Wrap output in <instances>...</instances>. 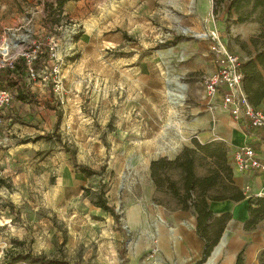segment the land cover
Returning a JSON list of instances; mask_svg holds the SVG:
<instances>
[{
  "label": "rangeland",
  "instance_id": "374dc122",
  "mask_svg": "<svg viewBox=\"0 0 264 264\" xmlns=\"http://www.w3.org/2000/svg\"><path fill=\"white\" fill-rule=\"evenodd\" d=\"M54 2L0 0V49L6 45L16 60L38 45L42 66L26 82L32 98L0 109V264L28 263H12L16 257L134 262L150 236V215L181 208L179 198L155 187L152 161H171L193 141L219 145L224 157L218 160L195 152L194 175L217 172L207 198L244 192L235 152L229 155L219 139L197 142L190 126L192 111L207 101L200 81L210 76V33L243 63L264 50L258 37L264 24L257 12L248 14L249 7L241 10L249 15L241 23L235 15L224 22L218 11L215 19L211 0L204 13L196 0H80L67 2L61 14L44 11ZM241 29L246 37L236 35ZM5 60L0 56V66ZM81 168L94 174L86 177ZM161 176L181 195L179 170ZM98 198L116 218L94 205ZM251 208L264 213V202ZM263 213L249 225L225 220L224 245L236 233L249 236L247 242L264 239ZM257 262L264 264V248Z\"/></svg>",
  "mask_w": 264,
  "mask_h": 264
},
{
  "label": "trees",
  "instance_id": "16d2710c",
  "mask_svg": "<svg viewBox=\"0 0 264 264\" xmlns=\"http://www.w3.org/2000/svg\"><path fill=\"white\" fill-rule=\"evenodd\" d=\"M80 0H55L53 4L45 6L44 11L57 12L61 14L63 6L67 2H76ZM54 5V9H52ZM245 7H249V13L257 12L259 19L264 24V0H212V15L217 19V11L219 15L223 16V21L227 22L230 20L232 15L236 16L235 22L241 23L248 19L249 15H240V12ZM263 40L264 45V32L259 36ZM46 52L44 53V55ZM30 68L34 73L42 69L41 66V54L36 55L35 58L30 60ZM13 68L9 69L7 67H0V90L5 89L10 92L11 101H17L22 103H27L28 98H32L29 94L26 85V73L27 67L26 62L22 58H17L13 62ZM240 70L242 73L241 78V89L245 94L248 103L255 107L259 106L264 102V50L258 51L254 56L243 63H240ZM42 104L50 110H54L50 104L43 100ZM192 148H184L179 155H177L173 160H157L152 161L149 166L150 176L156 188L165 187V189L173 196L179 198L180 209L189 210L191 209L195 217V230L196 233L203 239L204 248L202 251L201 261L209 256L210 251L216 245L217 240L220 236V230L222 224L227 220L226 215H222L218 218H214L212 213L208 209V203L219 202V201H232L238 202L244 199L243 193L236 191L233 195L229 197H214L207 198L206 193L211 190L216 185L217 172L212 171L211 174L197 178L193 172V158L196 151H203L208 158L218 160L223 158L224 154L219 149V145L212 146V144L199 145L194 142ZM169 168L177 169L180 171L181 175V195L178 192V188L175 187L174 183L168 179L161 176V173L169 170ZM80 172L89 177L93 175V171L88 168H81ZM249 201L247 205L248 220L245 225L254 223L257 215L263 213L259 208H251L253 205H260L264 202V198H246ZM253 201V203L251 202ZM94 205L104 212L110 213L111 216L116 218L113 210L106 206L104 200L98 198ZM264 215V213H263ZM216 221V227L218 230L211 232L212 221ZM28 259L27 264H69L66 262L54 261V260H43L40 258H27V257H16L12 258V263L22 262ZM78 264V263H74ZM234 264H242L240 258V253L237 254Z\"/></svg>",
  "mask_w": 264,
  "mask_h": 264
},
{
  "label": "crops",
  "instance_id": "0c3cea01",
  "mask_svg": "<svg viewBox=\"0 0 264 264\" xmlns=\"http://www.w3.org/2000/svg\"><path fill=\"white\" fill-rule=\"evenodd\" d=\"M209 2V1H208ZM207 0H196V7L201 12L207 11ZM254 32L255 26L250 25ZM249 32L240 30L236 33L241 38ZM232 53V52H230ZM209 62L207 73L214 72L213 54L207 51ZM225 90L220 88V93ZM264 113V102L259 106ZM202 110V112H199ZM194 117L190 126V136L199 143H206L212 139H219L228 145L229 155L243 146L253 148L260 158H264V130L252 129L241 123L234 122L224 108L220 106V98L216 96L208 100L192 111ZM244 179L245 186L257 188L264 185L262 174L252 171L237 172ZM208 209L213 218L226 215L229 222H238L241 225L248 220L247 203L242 200L232 202L228 200L209 202ZM150 236L134 256V262L127 264H198L202 258L204 248L203 239L196 233L195 217L191 209L169 207V210L161 208L155 214L150 215ZM225 236V234H222ZM221 237V236H220ZM231 245H224L220 251V264H234L237 254L240 253L242 264H258V257L264 248L262 242H247L249 236L240 233L230 234ZM225 239V237H224ZM224 242V240H223ZM156 248L153 251V248ZM216 263V261H215Z\"/></svg>",
  "mask_w": 264,
  "mask_h": 264
},
{
  "label": "built area",
  "instance_id": "2783aa9c",
  "mask_svg": "<svg viewBox=\"0 0 264 264\" xmlns=\"http://www.w3.org/2000/svg\"><path fill=\"white\" fill-rule=\"evenodd\" d=\"M212 46L210 47L213 54L214 72L208 76L203 77L200 81V85L203 89L204 95L208 100H213L216 96L220 98V106L224 108L229 117L234 122H239L252 129L264 130V113L253 106H251L241 89L242 73L240 70V61L234 53L227 52L226 49L220 45L217 41V37L210 33ZM56 44L49 46V56L54 55V49ZM8 48V47H6ZM40 48L38 45H32L31 53H21L20 57L26 62L27 73L26 80L31 81L38 77V72L34 73L30 68V60L40 54ZM9 51L6 49H0V56L5 58L4 64L0 67L13 68V62L15 60L9 59ZM220 88L225 90L224 93H220ZM11 95L10 92L1 89L0 90V109L10 105ZM1 126V121H0ZM0 141H5L0 131ZM233 162L236 168L241 172L252 171L258 174H262L264 178V158H260L253 148L249 146H243L235 151L233 154ZM253 186L244 188L243 195L246 198H264V185L257 188ZM156 248H153L155 251Z\"/></svg>",
  "mask_w": 264,
  "mask_h": 264
},
{
  "label": "bare ground",
  "instance_id": "6f19581e",
  "mask_svg": "<svg viewBox=\"0 0 264 264\" xmlns=\"http://www.w3.org/2000/svg\"><path fill=\"white\" fill-rule=\"evenodd\" d=\"M7 46L6 45H3V47H1L2 49H6V50H8V48H6ZM168 94V93H167ZM175 94V93H174ZM169 95V94H168ZM176 97L178 98V99H182L183 98V96H182V94H177L176 95ZM168 100H170V99H168ZM170 102V101H169ZM177 103H178V101L175 103V101H172V104H176L177 105ZM179 104V103H178ZM175 107V106H174ZM222 245L224 246V242L222 243ZM222 249V248H221ZM221 249H220V247H219V250H218V248L217 249H215L214 251H213V253H212V255L207 259V262L205 263V264H215V261H216V259L219 257V255H220V251H221Z\"/></svg>",
  "mask_w": 264,
  "mask_h": 264
},
{
  "label": "water",
  "instance_id": "95a60500",
  "mask_svg": "<svg viewBox=\"0 0 264 264\" xmlns=\"http://www.w3.org/2000/svg\"><path fill=\"white\" fill-rule=\"evenodd\" d=\"M211 5H212V0H211ZM224 237H225L224 235H221L219 241L216 243V245H215V246L212 248V250L210 251L209 256H208L207 258H204V259H203V262H202L201 264H205V263L207 262V259L212 255V253H213V251H214L215 249L218 248V250H219V247H220V249L223 247L222 243H223Z\"/></svg>",
  "mask_w": 264,
  "mask_h": 264
}]
</instances>
